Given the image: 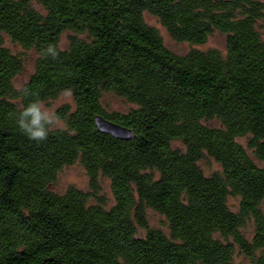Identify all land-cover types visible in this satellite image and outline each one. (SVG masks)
Listing matches in <instances>:
<instances>
[{"label": "trees", "instance_id": "trees-1", "mask_svg": "<svg viewBox=\"0 0 264 264\" xmlns=\"http://www.w3.org/2000/svg\"><path fill=\"white\" fill-rule=\"evenodd\" d=\"M143 13L177 43L218 32L225 52L174 53ZM260 21V0H0V264H233L237 254V264H264V168L237 141L247 138L264 161ZM5 39L35 55L19 87L24 61ZM48 45L57 59L43 58ZM66 90L74 106L56 111L62 127L29 140L16 124L21 106ZM105 94L133 108L108 112ZM95 116L132 139L100 133ZM205 157L219 173L203 172ZM74 164L88 190L55 192L60 170ZM147 210L166 234L149 227Z\"/></svg>", "mask_w": 264, "mask_h": 264}, {"label": "rangeland", "instance_id": "rangeland-1", "mask_svg": "<svg viewBox=\"0 0 264 264\" xmlns=\"http://www.w3.org/2000/svg\"><path fill=\"white\" fill-rule=\"evenodd\" d=\"M264 2V0H260ZM143 19L146 24L155 28L162 40L163 45L169 49L170 51L177 53V54H185L191 49L197 50H208V49H215L220 53L224 54L225 52V36L215 32L213 33L204 44L201 45H191L188 43H177L174 42L166 33L164 28L159 24V22L153 16L149 15L148 13H143ZM257 30L261 35V38L264 40V21H260L257 25ZM4 45L9 48L13 53L20 54L24 61V68L20 75H18L13 83L15 87H19L23 82L26 81L27 77L33 71V64L35 55L32 51H26L22 48L18 47L15 44L10 43L8 39H5ZM61 46H66V37L63 35L61 38ZM65 93V92H64ZM64 93L59 94L55 99L50 100L48 102L43 103L50 111L56 113V111L63 107L69 106V108H73L74 102L72 96H67ZM101 104L103 108L108 112H119V113H126L133 105L125 102L124 100L111 95L105 94L102 96ZM62 127V123L59 121V126ZM238 143H240L246 150L247 154L252 158L256 165L264 168V161L257 160L252 152L247 148V138H238ZM174 147L180 149V145L174 143ZM200 168L206 175H211L213 173H219L220 167L219 165L214 162L212 159L205 157L199 162ZM100 183V195L104 198L107 207L113 205V197L110 191L109 182L104 178H99ZM75 187L80 190H88V177L85 174V171L79 164H74L72 166L63 167L57 175V180L53 190L57 193H63L68 187ZM93 202V201H91ZM238 204V200L235 198L230 197L228 199V205L232 210H236ZM147 222L150 228L158 229L165 234L167 233V227L165 220L157 213L147 210L146 212ZM252 225L249 223L244 231L246 236L250 235L252 232ZM143 230H139L140 235H144ZM242 261V258L237 254L234 257L233 264H237Z\"/></svg>", "mask_w": 264, "mask_h": 264}, {"label": "clouds", "instance_id": "clouds-1", "mask_svg": "<svg viewBox=\"0 0 264 264\" xmlns=\"http://www.w3.org/2000/svg\"><path fill=\"white\" fill-rule=\"evenodd\" d=\"M59 52L53 45H48L43 49V58L51 57L57 59ZM27 89L24 90V95H29ZM71 96V90H66L64 93ZM60 118L55 112L50 111L39 100L29 103L26 107L21 106L16 119L18 129L31 141L37 143L44 142L48 139L49 133L59 126Z\"/></svg>", "mask_w": 264, "mask_h": 264}, {"label": "water", "instance_id": "water-1", "mask_svg": "<svg viewBox=\"0 0 264 264\" xmlns=\"http://www.w3.org/2000/svg\"><path fill=\"white\" fill-rule=\"evenodd\" d=\"M94 124L96 129L103 134H108L115 139L129 141L132 139V131L121 125L112 123L102 116L94 117Z\"/></svg>", "mask_w": 264, "mask_h": 264}]
</instances>
